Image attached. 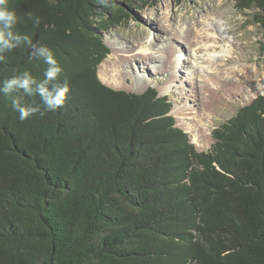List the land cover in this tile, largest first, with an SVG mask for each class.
Returning a JSON list of instances; mask_svg holds the SVG:
<instances>
[{
  "label": "trees",
  "instance_id": "16d2710c",
  "mask_svg": "<svg viewBox=\"0 0 264 264\" xmlns=\"http://www.w3.org/2000/svg\"><path fill=\"white\" fill-rule=\"evenodd\" d=\"M155 1L9 0L17 30L54 51L71 92L56 112L25 97L41 112L23 122L0 95V264H264V95L201 152L154 88L98 78L110 52L101 33ZM228 1L251 12L264 53V0ZM29 51L5 53L0 83L14 70L43 78Z\"/></svg>",
  "mask_w": 264,
  "mask_h": 264
},
{
  "label": "rangeland",
  "instance_id": "374dc122",
  "mask_svg": "<svg viewBox=\"0 0 264 264\" xmlns=\"http://www.w3.org/2000/svg\"><path fill=\"white\" fill-rule=\"evenodd\" d=\"M128 15V20L101 33L110 52L99 66L100 74L108 77L112 68L126 74L125 78L115 76L112 80L109 77L112 84L118 85L116 91L141 94L154 88L159 96L166 97L171 103L170 115L175 124L188 135L197 151L205 152L210 148L213 142L210 133L214 128L235 115L240 107L248 105L255 96L264 95L262 33L250 11H238L228 0H183L180 3L156 0L139 10L132 8ZM199 23L207 25L209 32L217 33L222 45L216 50L219 60L212 66L205 62L206 57H200L201 53L188 48L176 49V56L184 57L185 61L167 82L169 58L161 50L166 48L170 34L184 30L192 33ZM201 42L208 44L205 40ZM150 43L153 46L150 47ZM227 48L231 55L219 52ZM143 54L160 57L159 61L165 66H160V71L156 72L160 63L143 60L146 71H140L135 67L136 63L140 65L139 61H126L132 56L141 58ZM124 61L129 64L125 66ZM229 69L237 73L233 81H224L221 76H226ZM136 78L144 80L141 86L133 82Z\"/></svg>",
  "mask_w": 264,
  "mask_h": 264
},
{
  "label": "clouds",
  "instance_id": "9594fccd",
  "mask_svg": "<svg viewBox=\"0 0 264 264\" xmlns=\"http://www.w3.org/2000/svg\"><path fill=\"white\" fill-rule=\"evenodd\" d=\"M28 18L35 27H40L41 19L38 16L28 13ZM18 23L17 12L9 7V0H0V61H3L5 53L25 46L30 50L31 61H42L47 65L42 79H37L27 70H14L10 78L0 83V95L9 100L11 108L19 114L18 118L23 122L41 112L40 105L26 103L25 97L39 96L44 111L56 112L65 105L71 88L67 80L58 82L63 68L54 51L46 44L34 43L28 35L20 33L17 30Z\"/></svg>",
  "mask_w": 264,
  "mask_h": 264
},
{
  "label": "bare ground",
  "instance_id": "6f19581e",
  "mask_svg": "<svg viewBox=\"0 0 264 264\" xmlns=\"http://www.w3.org/2000/svg\"><path fill=\"white\" fill-rule=\"evenodd\" d=\"M200 26V27H199ZM204 26V28H203ZM221 30V28H220ZM176 32V31H175ZM169 41L167 43V45H165L163 50H161L160 52L163 53L164 55H166L169 59L167 62V76H166V81L170 82L171 79L173 78V73L176 71V69L179 67L180 63L185 61L184 57H180V56H176V49H180V50H185V49H191L192 51H194V53H201L200 57H206L205 62H207L208 64H213L215 63V61L219 60L220 58V54L218 52H216V50H219L220 47L222 46L220 43V40L217 37V33L214 34L212 32H209V29L207 28V25H203V23H199L198 27H196V30H192V33L188 32L187 30H184V32H176V34H170V38H168ZM202 40H205L208 44H201ZM149 46H153L151 43L149 44ZM219 52H222V54H230V50L227 48L225 51L221 50ZM232 54V53H231ZM230 54V55H231ZM159 59L161 60L160 57H154L151 54H143L140 57H131V59L126 60L127 62L130 61H134L137 60L140 62L139 64H135V67L140 70V71H146L145 66H143V63H145L143 60L148 61H154V62H158L160 63V65H158V67L156 68V72H159V67L160 66H165V63L159 61ZM196 59V58H195ZM222 59V57H221ZM223 61V60H222ZM124 61V65L127 66L129 63H127ZM100 66V65H99ZM219 67V66H218ZM229 73L227 72L226 74L229 76L227 77V75L225 76L224 74H222L224 81L226 80H231L233 81V77L234 74L237 73V70L235 69H229L228 70ZM98 78L100 79V81L112 88V89H117L118 85L112 84V82L110 81V78L113 80V78L115 76H120L125 78L126 74L124 72H120V71H116L115 68H112L111 70L108 71L109 75L108 77L101 75L100 74V67L98 70ZM219 73H222L221 71ZM218 74V73H217ZM110 77V78H109ZM144 80L136 78L133 82L136 83L137 85H140L143 83ZM203 83V81H201V84ZM141 86V85H140ZM139 86V87H140ZM209 86H206L205 89H208Z\"/></svg>",
  "mask_w": 264,
  "mask_h": 264
},
{
  "label": "water",
  "instance_id": "95a60500",
  "mask_svg": "<svg viewBox=\"0 0 264 264\" xmlns=\"http://www.w3.org/2000/svg\"><path fill=\"white\" fill-rule=\"evenodd\" d=\"M98 67H99V65H98ZM100 80V79H99ZM106 86V85H105ZM108 87V86H107ZM110 88V87H109ZM112 89V88H111ZM114 90V89H113ZM169 114H170V112H169ZM176 125V124H175ZM177 126V125H176ZM191 142V141H190Z\"/></svg>",
  "mask_w": 264,
  "mask_h": 264
}]
</instances>
